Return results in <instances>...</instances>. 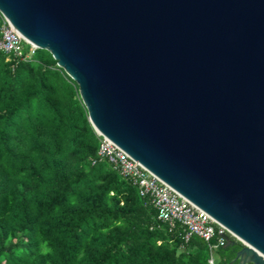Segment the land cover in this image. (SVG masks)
<instances>
[{
	"label": "water",
	"instance_id": "95a60500",
	"mask_svg": "<svg viewBox=\"0 0 264 264\" xmlns=\"http://www.w3.org/2000/svg\"><path fill=\"white\" fill-rule=\"evenodd\" d=\"M95 132L264 264V0H0Z\"/></svg>",
	"mask_w": 264,
	"mask_h": 264
},
{
	"label": "trees",
	"instance_id": "16d2710c",
	"mask_svg": "<svg viewBox=\"0 0 264 264\" xmlns=\"http://www.w3.org/2000/svg\"><path fill=\"white\" fill-rule=\"evenodd\" d=\"M99 145L50 52L0 53V264H208L209 244L169 230ZM215 230L217 264H239L243 244L221 246Z\"/></svg>",
	"mask_w": 264,
	"mask_h": 264
},
{
	"label": "built area",
	"instance_id": "2783aa9c",
	"mask_svg": "<svg viewBox=\"0 0 264 264\" xmlns=\"http://www.w3.org/2000/svg\"><path fill=\"white\" fill-rule=\"evenodd\" d=\"M0 15L2 23L0 53L14 55L22 60L28 59L38 48L27 43L30 45L29 54L23 55V43L25 42L23 37L1 13ZM96 135L100 144L98 157L106 159L112 168L118 171L123 178L130 179L138 187L142 197H149L151 199L152 204L158 212V219L167 224L169 230L174 229L177 224H180L186 229L187 240L190 236L196 235L207 242L210 250L208 264H217L214 252L216 246L211 244L216 235L215 227H219V245L221 246H225L227 243L224 236H230L228 231L218 225L205 211L158 179L107 137L98 132H96Z\"/></svg>",
	"mask_w": 264,
	"mask_h": 264
},
{
	"label": "clouds",
	"instance_id": "9594fccd",
	"mask_svg": "<svg viewBox=\"0 0 264 264\" xmlns=\"http://www.w3.org/2000/svg\"><path fill=\"white\" fill-rule=\"evenodd\" d=\"M96 133V132H95Z\"/></svg>",
	"mask_w": 264,
	"mask_h": 264
}]
</instances>
